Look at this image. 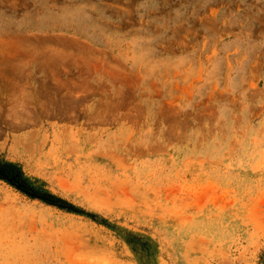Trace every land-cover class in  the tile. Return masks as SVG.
<instances>
[{
	"label": "rangeland",
	"instance_id": "374dc122",
	"mask_svg": "<svg viewBox=\"0 0 264 264\" xmlns=\"http://www.w3.org/2000/svg\"><path fill=\"white\" fill-rule=\"evenodd\" d=\"M0 264H264V0H0Z\"/></svg>",
	"mask_w": 264,
	"mask_h": 264
},
{
	"label": "trees",
	"instance_id": "16d2710c",
	"mask_svg": "<svg viewBox=\"0 0 264 264\" xmlns=\"http://www.w3.org/2000/svg\"><path fill=\"white\" fill-rule=\"evenodd\" d=\"M0 178L7 180L29 196L37 197L51 202H56L59 204L67 202L63 197L36 186L27 178V176L24 175L21 166L17 162L6 160L1 156Z\"/></svg>",
	"mask_w": 264,
	"mask_h": 264
}]
</instances>
